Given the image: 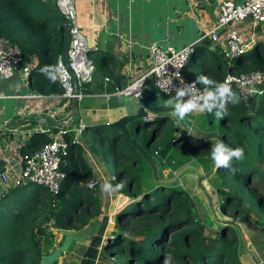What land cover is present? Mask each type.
Instances as JSON below:
<instances>
[{
    "label": "trees",
    "instance_id": "trees-1",
    "mask_svg": "<svg viewBox=\"0 0 264 264\" xmlns=\"http://www.w3.org/2000/svg\"><path fill=\"white\" fill-rule=\"evenodd\" d=\"M0 36L19 48L24 62L37 59L28 80L32 91L43 95L62 93L54 67L61 56L63 28L45 0H0ZM197 50L200 49L196 48L194 55ZM191 60L192 55L188 67ZM224 60H227L224 54L215 55L206 61L209 62L206 66H191V70L185 67L184 76L195 80L206 91V100L215 95L217 102L230 104L236 88L231 83L225 84V79L229 75L264 71V51L244 52L227 60L226 68L222 64ZM204 71L211 75L205 83L201 75ZM225 87L229 91H223ZM234 99L235 115H222L221 129L230 150L242 148L244 156L232 158L236 170L232 176L219 175L221 183L216 186L222 196L219 208L231 209L233 215L238 213L244 219L254 217L264 226V106L255 109L257 122L251 127L250 118L246 117L248 111L239 113L244 102L240 97ZM164 121V117H156L139 122L138 132L136 124H129L130 134L157 157L161 178L164 170L168 169L171 177L189 164L194 152L224 150L217 142L189 146L186 141L182 142V136L173 132L155 145ZM224 124L230 129L224 128ZM105 131L106 136L100 133L93 136L95 149L102 155L112 177L111 187L132 198L116 215L119 230L103 245L110 259L108 264H113L117 256L115 247L120 254L117 264H240L236 257V236L230 227L223 225L215 237L205 235L204 224L196 218L197 203L178 187L156 184L150 167L127 138L120 137L117 130L108 137L111 133ZM50 138L46 133L32 134L21 149L23 159ZM67 138L70 137L67 135ZM64 165L68 169L56 195L35 184L7 188L10 190L7 199L24 193L31 196L19 203L17 199L0 202H5L0 210V264H41L42 255L57 245L54 229L80 230L99 215L96 187L87 186L93 179L92 173L82 147L74 140L63 157ZM125 227L129 237L122 233ZM229 234L232 235L228 237Z\"/></svg>",
    "mask_w": 264,
    "mask_h": 264
},
{
    "label": "crops",
    "instance_id": "crops-1",
    "mask_svg": "<svg viewBox=\"0 0 264 264\" xmlns=\"http://www.w3.org/2000/svg\"><path fill=\"white\" fill-rule=\"evenodd\" d=\"M221 1L74 0L78 22L86 38L89 56L95 64L96 72L92 82L84 89V97L78 100L75 120L65 129L60 130H64L65 135L68 134L83 149V156L91 170L92 180L97 181L95 193L99 199L100 213L95 220L100 219L102 226L97 235L88 238L84 243H73L62 254L58 264H105L107 256L103 247V232L106 230L109 233L108 238H111L115 231L119 230L116 219L119 213L117 210L119 208L120 211L129 202L126 199L128 196L116 192L111 187L112 177L107 171L102 155L95 149L96 143L93 141V136L95 133L105 135L106 132L101 128L86 127L115 121L125 114L123 97L118 95L116 90L130 85L134 79L145 72L148 66L147 45L149 43L155 42L173 48H181L193 43L190 67H188L189 63L186 66L190 70L191 66H198L193 59L209 61L205 58L209 52L212 54L211 58L223 54L224 33H221V38L216 43L210 40L207 41L208 44H205V41L198 42L201 33L209 30L216 22ZM237 30L248 44L247 51L251 52L253 49L258 52L264 51V23L254 25L246 20L237 25ZM196 48L200 50H197V54L194 55ZM32 60L37 65V59L32 58ZM222 64L225 68L227 67L223 62ZM201 75L204 83L211 78L206 71ZM28 83L22 81L17 74L10 79L0 80V174L10 167L8 181H12L21 172L24 155L21 149L30 136L41 132L51 137L59 130L39 120L18 121L25 118L45 117L55 122H66L71 118L72 100L69 102L63 99L59 93L37 94L29 88ZM169 96L177 100L170 104H181L183 109H186L180 99L173 95ZM211 97L216 96L207 98L206 103H209ZM263 97V94L257 93L247 103L248 107L251 110L258 109L263 104ZM204 112H206L208 123L211 124L213 121L208 111ZM223 127L230 129L228 124H224ZM111 136H113L112 132L108 137ZM216 153L213 152L214 155ZM212 161L213 157L206 164L204 163L205 165L202 164L204 166L201 168L196 167L200 170L204 168L207 173L208 168L205 166L208 165L210 170L209 162ZM219 169L220 167L210 170V176L206 177L205 181L207 184ZM5 188L0 182V202L5 199L6 203H9L13 198L7 199L6 194L8 195L10 190ZM205 188L208 193L206 186ZM120 201L122 204L118 207ZM3 203H0V210L3 208L1 207ZM235 215V218H227L229 221H225L226 224L223 223L219 227L214 225L205 227L204 234L215 237L222 226L227 225L236 236L235 248L239 263L264 264L263 226L257 223L254 217L244 219L243 215L238 213ZM58 231L53 230L55 244H58L60 240ZM122 233L124 236L129 234L126 230ZM231 235L229 234L228 237Z\"/></svg>",
    "mask_w": 264,
    "mask_h": 264
},
{
    "label": "built area",
    "instance_id": "built-area-1",
    "mask_svg": "<svg viewBox=\"0 0 264 264\" xmlns=\"http://www.w3.org/2000/svg\"><path fill=\"white\" fill-rule=\"evenodd\" d=\"M54 5L67 21L69 45L68 61L65 64L59 56L55 62V75L62 88L61 97L71 101L75 95V84L71 73L77 80V99L81 100L84 89L92 82L96 67L89 56L88 44L78 22L74 0H54ZM219 14L212 27L201 33L198 42L210 40L214 43L225 34L226 59H232L247 51L248 44L237 30V25L248 20L254 25L264 23V0H222L219 3ZM192 45L181 48L165 47L152 42L147 45L148 66L142 75L134 79L130 85L116 90L121 97L129 94L139 96L147 78H152L155 87L164 95H173L181 100L190 116L197 115L203 109L205 90L195 80L184 76V69L193 50ZM35 62L23 61L19 48L0 36V80L19 75L28 83L31 69ZM228 83L234 85L240 98L247 102L257 93L264 96V71L245 72L229 75ZM190 106V107H189ZM81 129V128H80ZM72 138H67L64 130H58L38 150L24 156L21 172L8 181L10 167L0 174V182L5 189L35 184L46 188L52 194H58L65 177L62 171L63 157L68 151ZM88 188L94 189L97 181L91 180Z\"/></svg>",
    "mask_w": 264,
    "mask_h": 264
},
{
    "label": "water",
    "instance_id": "water-1",
    "mask_svg": "<svg viewBox=\"0 0 264 264\" xmlns=\"http://www.w3.org/2000/svg\"><path fill=\"white\" fill-rule=\"evenodd\" d=\"M45 4L47 8L55 15L58 20V23L63 28V40H62V50H61V58L65 64H67V50L69 45V32L67 27V21L64 19L63 15L58 11L55 7L53 0H45ZM89 52V50H88ZM240 55V54H239ZM237 55V56H239ZM71 77L75 84V95L72 97V111L71 118L66 122H55L51 119L45 117H33V118H25L20 119L18 122H22L25 120H39L49 127L65 129L71 122H73L76 118L77 109H78V99H77V88L78 83L74 75L71 73ZM225 83H228L227 80ZM162 94L155 87L154 81L152 78H147L145 85L141 88L139 96L129 94L122 98L123 105L125 109V114L119 117L115 121H111L104 124H98L93 127L86 128H101L104 131L107 130L109 133L113 130H117L120 134V137L125 136L127 140L130 142L131 146L139 153L140 157L148 164L151 170V176L153 181L162 186H168L171 182L177 180L183 173L186 171H194L197 176V184L200 189L206 195L208 201L210 202V196L207 193L205 187L202 185L203 179H205L207 174H200L199 169L190 164H187L177 170L174 176L171 178L168 177H159V161L155 155L148 152L143 146H141L137 140L130 134L129 132V124L134 123L137 125V132L141 128L139 122H143L146 120H150L156 117H164L165 123H167L171 118L174 123L175 129H183L185 132L182 136V142L186 141L189 146L195 144V142H200L203 140L204 142H217L221 147H223V151L228 152L231 151L229 146L227 145L224 135H219V133L215 131L206 130L203 128L197 127L190 119L186 117L183 113V107L181 104H163L160 99ZM244 109L248 112L254 113L255 110H249L248 104L243 103V105L239 108V113H241ZM106 132V131H105ZM203 142V143H204ZM214 168H218L213 160L210 164V170L213 171ZM68 169V165H64L62 167V171L66 172ZM126 199L131 202L132 198L126 197ZM122 201L118 204V207H121ZM119 212V208L117 213ZM118 222V221H117ZM221 225V222H220ZM102 226V222L100 219H96L91 222L87 226L83 227L80 230H59L60 240L56 247L53 250H50L48 253L43 254L41 257V264H54L59 261L60 257L64 252H66L73 243H84L88 238L94 237L98 234L100 228ZM109 236V233L104 230L103 232V244L106 243ZM106 246V245H105ZM104 246V247H105ZM107 256V255H106ZM109 257H106L105 264H108Z\"/></svg>",
    "mask_w": 264,
    "mask_h": 264
},
{
    "label": "rangeland",
    "instance_id": "rangeland-1",
    "mask_svg": "<svg viewBox=\"0 0 264 264\" xmlns=\"http://www.w3.org/2000/svg\"><path fill=\"white\" fill-rule=\"evenodd\" d=\"M212 54L209 52L208 55L205 56V58L211 59ZM193 62L196 65H204L206 66L209 62L203 61V59H193ZM205 62V63H204ZM223 63L225 65H228V62L226 60L223 61ZM200 66V67H201ZM199 67V68H200ZM12 78V77H10ZM10 78H6V79H10ZM215 93V92H214ZM167 96V97H166ZM212 96V95H210ZM209 96V97H210ZM215 96V95H213ZM218 97V96H217ZM217 97H211L209 100V103L204 102L203 103V113L202 110L200 111V113H198L197 115H191L187 109V111H185V109H183V113L184 115H186V117L188 119H190L197 127L199 128H203L206 130H210V131H215L220 134H222V130H221V118L222 115L226 114H232L235 115V98L239 97L238 91L237 93H234V95H232L231 97V102L230 104H228L227 102H225L224 104L217 102ZM264 99V97H263ZM161 103L163 104H170L172 102H176L177 100L169 95H162L161 99H160ZM262 106H264V100H263V104ZM208 111V113L211 114V119H212V123L209 124L207 119H206V112L204 111ZM249 110H251L249 108ZM255 110V109H253ZM188 112V113H187ZM231 115V116H232ZM257 114L255 113H248L247 112V118H250V122L249 125L252 127L253 125L256 124L257 122ZM191 117V118H190ZM175 133L180 134V133H185L183 131V129L179 128V129H175L174 127V123L172 120L168 121L167 124H165L163 126L162 131L160 132V135L158 137V139L156 140L155 145L160 142L161 140L165 139L166 135H169L170 133ZM144 133L141 130V134ZM178 136V135H177ZM180 136V135H179ZM203 140H200V142H198V144L203 143ZM211 143V142H208ZM183 144V143H181ZM229 146V144H227ZM214 154L211 151L208 150H202V151H197L194 152L192 154V157L190 159L191 163H189L190 165L196 167L199 166L201 168V166H204L202 164H206V161H208L211 157H213ZM248 157L251 159V149L248 148ZM235 159V157H234ZM210 162H209V166H210ZM205 167L208 168L207 173L210 171L208 165H206ZM237 167V166H236ZM239 170H240V166ZM261 167V166H260ZM198 168V167H197ZM199 169V168H198ZM262 169V168H261ZM200 174H207L206 170L203 168V170H200ZM236 170L234 169V163L231 161V163L229 164L228 167H221L216 174H213L212 178L209 179L208 184L205 182L207 179H203V181L201 182L202 185L205 187H207L208 189V193L210 196L211 201L209 202L206 195L204 194V192L200 189V187L197 184V176L196 173L194 171H186L185 173H183L177 180H175L174 182H171L168 186L171 187H178L179 189H181L183 192L187 193L198 205V208L196 210V218L198 220V222L204 224V227H208L209 225H214L215 227H219L221 226L223 223H225V221H229L227 218L231 217V218H235L236 215H233L231 209L227 210H222L221 208H219L220 206V200L222 198L221 196V192H219L217 190V185H219L221 183V181L219 180V175L220 173H227L228 176H232L233 173ZM177 172H174L172 176H174ZM169 174V170H165L163 172L164 177H168ZM210 176V173L208 174L207 178ZM171 178V177H168ZM206 189V188H205ZM207 191V190H206ZM30 194H23L21 195H17L13 197V201L15 199H17V203L24 201L27 197H30ZM234 205V204H231ZM227 219V220H226ZM221 222V225H220ZM263 226V225H261ZM264 228V226H263ZM124 230L128 231V227H125ZM116 232V231H115ZM129 232V231H128ZM56 235H57V231H55ZM59 234V231H58ZM126 236H129L130 233L125 234ZM55 238V235H54ZM115 252H117V256L115 257V259L112 261L113 264H117L119 263L120 260V254H119V248L115 247ZM58 263V261H57Z\"/></svg>",
    "mask_w": 264,
    "mask_h": 264
},
{
    "label": "clouds",
    "instance_id": "clouds-1",
    "mask_svg": "<svg viewBox=\"0 0 264 264\" xmlns=\"http://www.w3.org/2000/svg\"><path fill=\"white\" fill-rule=\"evenodd\" d=\"M54 2V0H53ZM89 50V49H88ZM247 52V51H245ZM89 53V52H88ZM241 55V54H240ZM191 57V56H190ZM237 57V56H236ZM190 59V58H189ZM230 60V59H227ZM187 66V65H186ZM223 91L227 92L229 91V88L225 87L223 89ZM237 91V90H236ZM61 95V94H60ZM163 95V94H162ZM206 98V96H205ZM72 100V99H71ZM242 100V99H241ZM243 101V100H242ZM250 101V100H249ZM249 101L244 103H248ZM204 102H206V99L204 100ZM190 107V106H189ZM185 111H187V109H185ZM60 130V129H59ZM68 135V134H67ZM226 141V140H225ZM228 143V142H227ZM230 148V147H229ZM244 156V150L242 148H237L235 150H231L228 152L225 151H218L214 156H213V160L215 161L216 166L219 167H228L230 161L232 160L233 157L237 158V159H241ZM217 168V169H218Z\"/></svg>",
    "mask_w": 264,
    "mask_h": 264
},
{
    "label": "flooded vegetation",
    "instance_id": "flooded-vegetation-1",
    "mask_svg": "<svg viewBox=\"0 0 264 264\" xmlns=\"http://www.w3.org/2000/svg\"><path fill=\"white\" fill-rule=\"evenodd\" d=\"M211 143H215V142H211Z\"/></svg>",
    "mask_w": 264,
    "mask_h": 264
}]
</instances>
